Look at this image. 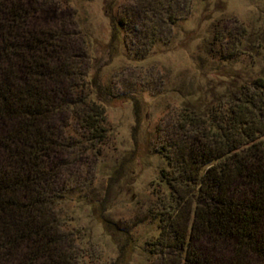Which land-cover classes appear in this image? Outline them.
<instances>
[{
  "label": "trees",
  "instance_id": "obj_1",
  "mask_svg": "<svg viewBox=\"0 0 264 264\" xmlns=\"http://www.w3.org/2000/svg\"><path fill=\"white\" fill-rule=\"evenodd\" d=\"M43 4L0 0V264H85L80 230L58 211L64 196L54 156L66 138L99 151L109 136L106 105L126 101L102 89L104 65L75 80L72 41L35 15ZM119 27L112 40H120ZM228 33L213 30L208 51L230 43ZM248 33L232 49H253ZM228 52L218 58L227 67ZM251 52L264 58V46ZM212 95L185 103V136L158 150L159 233L145 243L147 254L163 264H264V75ZM131 250L126 241L123 264Z\"/></svg>",
  "mask_w": 264,
  "mask_h": 264
},
{
  "label": "rangeland",
  "instance_id": "obj_2",
  "mask_svg": "<svg viewBox=\"0 0 264 264\" xmlns=\"http://www.w3.org/2000/svg\"><path fill=\"white\" fill-rule=\"evenodd\" d=\"M44 1L35 15L72 41L75 80L104 65L102 89L126 100L106 105L109 136L99 151L66 138L54 156L61 164L54 179L64 196L60 217L80 230L85 264H123L126 241L132 247L126 264H163L145 246L159 233L152 216L159 210L164 166L158 150L184 135L179 122L185 103L211 102L213 93L232 92L264 75V58L251 52L264 46V0ZM118 25L120 40H112ZM244 29L253 49H232ZM213 30L231 37L211 53ZM220 49L234 55L229 67L218 60Z\"/></svg>",
  "mask_w": 264,
  "mask_h": 264
}]
</instances>
